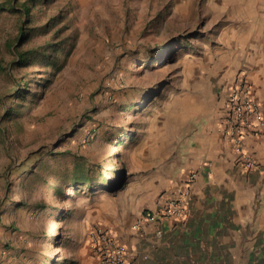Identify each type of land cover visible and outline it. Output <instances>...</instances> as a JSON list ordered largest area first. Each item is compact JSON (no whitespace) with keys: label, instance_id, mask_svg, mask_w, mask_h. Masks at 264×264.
<instances>
[{"label":"rangeland","instance_id":"374dc122","mask_svg":"<svg viewBox=\"0 0 264 264\" xmlns=\"http://www.w3.org/2000/svg\"><path fill=\"white\" fill-rule=\"evenodd\" d=\"M8 1L0 264H93L91 229L131 209L146 156L180 132L203 75L218 71L215 10L264 0ZM48 47L47 62H18L17 49Z\"/></svg>","mask_w":264,"mask_h":264},{"label":"crops","instance_id":"0c3cea01","mask_svg":"<svg viewBox=\"0 0 264 264\" xmlns=\"http://www.w3.org/2000/svg\"><path fill=\"white\" fill-rule=\"evenodd\" d=\"M259 3H221L215 10L218 71L203 75L207 87L174 125L180 132L146 156L131 209L117 213L113 224L103 223L128 247L133 262L253 264L257 257V264H264V136L246 137L244 151L258 162L247 169L224 126L226 91L239 76L252 81L254 98L264 109V1ZM194 171L197 179L183 218L133 226L143 209H159L178 195Z\"/></svg>","mask_w":264,"mask_h":264},{"label":"built area","instance_id":"2783aa9c","mask_svg":"<svg viewBox=\"0 0 264 264\" xmlns=\"http://www.w3.org/2000/svg\"><path fill=\"white\" fill-rule=\"evenodd\" d=\"M225 130L232 139L233 149L243 155L247 169L258 166V162L244 151L248 135L264 136V109L254 98L252 81L242 75L237 77L226 91ZM197 172H192L182 191L167 198L159 209L145 208L136 217L133 226L141 228L164 219L183 218L188 201L193 196ZM88 243L95 264H139L128 258V247L120 242L107 226L95 225L88 236Z\"/></svg>","mask_w":264,"mask_h":264},{"label":"trees","instance_id":"16d2710c","mask_svg":"<svg viewBox=\"0 0 264 264\" xmlns=\"http://www.w3.org/2000/svg\"><path fill=\"white\" fill-rule=\"evenodd\" d=\"M4 9H14L13 6V2L11 0H9L5 6L3 7ZM24 10L27 13L28 19H26V21L30 20L29 17L31 15L29 7H25L24 6ZM23 33V31H22ZM24 34V33H23ZM52 53L49 52L50 50H52ZM57 51L56 47H48L45 50H43V52L41 53H37L38 51L36 49H31V50H21V49H17V53H18V62L20 64H28L30 62V60H32L33 62H37L40 61L42 62H47L51 57L52 54H55ZM55 62V61H52ZM27 90V89H25ZM9 115L12 113H8Z\"/></svg>","mask_w":264,"mask_h":264}]
</instances>
